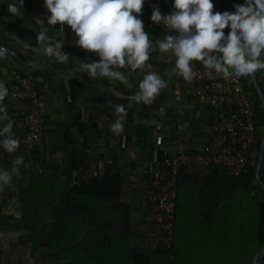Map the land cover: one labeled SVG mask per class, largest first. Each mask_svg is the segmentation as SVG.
Returning a JSON list of instances; mask_svg holds the SVG:
<instances>
[{"label":"crops","instance_id":"obj_1","mask_svg":"<svg viewBox=\"0 0 264 264\" xmlns=\"http://www.w3.org/2000/svg\"><path fill=\"white\" fill-rule=\"evenodd\" d=\"M9 3L19 6L18 0H0V40L8 50V55L0 58V82L8 90L0 107L6 108L14 121L12 134L21 133L18 104L9 101L15 86L11 70L33 79L44 118V140L41 148L24 163L30 165L27 170L44 171L41 181L44 198L51 199L56 186L60 191L59 205L48 211L42 232L48 235L51 245L58 230L59 249L64 246V249L76 250L71 255L75 264H98L100 260L91 252L93 249L104 251L105 264H131L133 255H145L153 263L161 264V247L151 236L149 206L144 198L148 188L147 171L156 158L182 150L194 151L209 142L212 113L198 106L194 95L196 82H186L172 73L175 58L164 54L165 59H161V54L155 51L151 58L164 72L162 79L167 87L151 105L135 104L128 97L138 88L105 77L91 78L80 69L83 61L98 62L99 57L75 47V34L67 25L63 26L62 33L61 25L52 26L46 35L62 38L61 51L68 54V62L58 63L54 57L42 53L36 40L39 30L36 21L41 20L47 26L50 16L43 0H23L22 17L9 14ZM138 18L153 45L157 39L175 35L152 24L143 8ZM191 63L192 67L202 65L197 61ZM256 73L264 85V70ZM114 105H124L127 111L124 130L119 135L110 130L117 118ZM6 123L0 121V128ZM17 156L16 152H6L0 143V170H10ZM24 168L21 165L19 176H14L11 185L0 192L5 214L16 218ZM27 183L29 189L30 183L35 185L33 180L28 179ZM84 183L89 185L90 192L77 191ZM248 183L249 178L236 174L233 168L183 169L178 184L175 243L185 264L205 261V255L200 262L196 261L204 247V250L226 251V231L220 225L228 211L234 215L242 212L240 192ZM100 185L105 186L106 192L98 190ZM252 186L250 191L257 194L258 189ZM23 232H0L1 264H19L21 256L22 262L38 264L37 256L29 258L28 253L23 256L19 251L18 241ZM66 233L70 234L69 240L65 239ZM86 236L90 237L89 241L85 240ZM13 241L17 244L13 245ZM58 264H62L61 258Z\"/></svg>","mask_w":264,"mask_h":264},{"label":"clouds","instance_id":"obj_2","mask_svg":"<svg viewBox=\"0 0 264 264\" xmlns=\"http://www.w3.org/2000/svg\"><path fill=\"white\" fill-rule=\"evenodd\" d=\"M43 3L50 16L47 26L41 20L36 21L39 25L36 40L42 53L54 57L58 63L66 64L69 60L68 54L61 51L62 38L46 35L49 28L57 24L61 25V33L64 25L72 30L76 37L75 47L99 57L98 62L80 64V69L91 78L100 76L127 85V75L118 69L128 68L134 72L149 60L153 44L138 18L144 0H43ZM18 4H8L10 15L23 16L20 11L23 0H18ZM234 7L235 13H213L211 0H174L171 14L162 15L158 8H153L151 21L175 33L157 39L155 45L161 59H165L164 54L175 58L172 73L191 82L195 75L192 61L201 62L205 69L225 79L249 77L264 70L261 60L264 55V0H245L244 5ZM226 27L230 29L227 36L223 31ZM7 55L8 50L0 47V58ZM166 87V81L159 74L150 72L128 99L135 104L151 105ZM175 95L179 100L180 93ZM6 96L8 90L0 82V102ZM114 108L117 118L110 130L119 135L124 130L127 111L124 105H114ZM0 121H7L0 128V137H3L0 143L6 152L14 153L19 141L12 134L14 121L4 107H0ZM21 165L30 166L24 163L23 156H17L10 170H0V192L11 185L14 176H19Z\"/></svg>","mask_w":264,"mask_h":264},{"label":"built area","instance_id":"obj_3","mask_svg":"<svg viewBox=\"0 0 264 264\" xmlns=\"http://www.w3.org/2000/svg\"><path fill=\"white\" fill-rule=\"evenodd\" d=\"M173 5L174 0H170ZM213 13H235V5H244L245 0H211ZM159 9L162 15L172 12L164 0H144L142 8L146 10L149 21L153 8ZM161 28L162 24H154ZM229 28L224 34L228 35ZM0 47H5L0 41ZM155 45L149 52V60L141 69L132 72L124 68L121 72L128 77V85L138 88L140 79L150 72L159 74L152 61ZM264 62V55L261 56ZM195 73L192 81L196 82L194 89L198 106L208 108L211 113L209 121L210 140L207 144L194 151H177L172 155H164L154 159L147 171L148 188L144 195L149 206V227L151 236L165 249L172 247L174 241L175 209L178 199L179 179L182 170L187 167H212L235 169L236 174L244 175L256 164L258 155V134L255 122L254 104L244 91L243 77L223 78L210 72L201 65L193 67ZM87 74V73H86ZM88 75V74H87ZM14 81L9 101L18 104L19 123L23 129L14 134L19 141L16 153L29 160L35 150L41 148L44 140V118L40 109V97L33 79L30 76L11 70ZM261 264V263H260Z\"/></svg>","mask_w":264,"mask_h":264},{"label":"trees","instance_id":"obj_4","mask_svg":"<svg viewBox=\"0 0 264 264\" xmlns=\"http://www.w3.org/2000/svg\"><path fill=\"white\" fill-rule=\"evenodd\" d=\"M259 71L262 70H258V72ZM256 77H257V73H256ZM242 82H243L244 91L250 96L254 104V110H255L254 123L256 124V129L259 139L263 127L262 122H264L263 109L250 77H243ZM258 83L264 95V85H262V83L259 80ZM250 92H252L253 98L250 95ZM256 103L258 104L257 108L255 105ZM257 148L259 151V140H258ZM24 161L27 162L28 160L24 159ZM211 169L223 170L225 168L212 167ZM259 175L262 182L264 183V156L262 159ZM244 176L249 178L250 183H248V185L244 188V190L240 192V198L242 199V203H243L242 204L243 210L241 213L239 214L237 213L235 215L233 211H228L227 216L225 217V219H223V222H221L220 225L226 231L225 234V238L227 239V249H225L226 251L220 252L214 250L213 248L204 250L205 249L204 247L203 251L200 250V255L196 258V261L200 262L202 260L201 257L204 255L206 260L205 261L202 260V262L199 264H250L257 250H259L264 245V190L259 187L255 179V165L253 167H250L249 172L247 174H244ZM252 185L258 189L257 194L250 191ZM178 186H179L178 189V197H179L180 185ZM104 187L105 186L100 185L97 188H99L98 190L100 192H106V189ZM90 190L91 189L89 185H87V183H84V185H81L80 187L77 188V191H82V192H90ZM178 199L176 201L174 241L172 247L169 249H165L159 243L161 247L160 253L162 254L161 264H185L184 261L182 260L181 252L179 251V249H177L178 247L176 246L175 243V235H176L175 226L177 222ZM1 209H2V205L0 204V232H5V231L23 232L24 231L23 221L17 219L13 215L2 214ZM234 231L236 234L233 233ZM24 234L25 232L22 233L21 237H23ZM206 236L207 238H211L209 234H207ZM212 240L213 238L211 239V241ZM39 246H41L42 249L50 248L48 235L43 237V239L39 237ZM49 250H51V248ZM52 251L55 250L53 249ZM0 254H1V249H0ZM131 264H155V263H153L150 257L148 256L133 255L131 258Z\"/></svg>","mask_w":264,"mask_h":264},{"label":"rangeland","instance_id":"obj_5","mask_svg":"<svg viewBox=\"0 0 264 264\" xmlns=\"http://www.w3.org/2000/svg\"><path fill=\"white\" fill-rule=\"evenodd\" d=\"M250 95L253 98L252 92H250ZM255 103V101H254ZM256 108L258 107V104L256 103ZM25 171V176L24 178L20 179V185H19V190H18V196L19 200L17 201V213L19 214V217L17 219L22 220L24 224V236H20V242L18 241L19 245V251L20 253L25 256L27 253V257H35L37 256V262L38 264H58L59 259L61 258L62 264H75V260L71 255L76 254V250L71 249L69 250V247L67 249H64V246L61 249H59L60 243V235L58 233V230L54 233L55 235L53 236V239H51V245L50 248L53 247L55 251H50V248H41L39 246V237L43 239L45 237V234L42 232V226L44 225V221L48 220V211L49 210H54L56 207L59 205V196L60 194L58 186L53 188L52 192V198L51 199H46L43 197V190L44 186L42 185V176H43V170L36 168L34 170H27L24 168ZM260 172V171H259ZM28 179L31 181L33 180V185L32 183L31 186L32 188H28ZM259 185V184H258ZM260 187V185H259ZM261 188V187H260ZM30 190V192H28ZM89 206L85 207L86 209ZM5 208L1 209V213L5 214ZM58 222V220H56ZM54 224L55 222H51ZM67 234V233H66ZM73 235V234H71ZM62 236V235H61ZM64 238V237H63ZM67 240L70 239V234L66 235ZM86 241L90 240L89 236L85 237ZM64 241V240H63ZM62 241V243H63ZM13 246L17 244L16 241H13ZM63 245V244H62ZM61 245V246H62ZM67 246H70V243H67ZM2 247L0 246V249ZM93 249L91 252L93 254H97L98 259L100 262L98 264H105V257H104V251L102 252L101 249ZM2 253V250H1ZM19 253V256L21 254ZM91 253V254H92ZM65 255V258H64ZM4 257V256H3ZM22 256L20 257L19 264H29L24 260L25 262H22L21 260ZM17 261V260H15ZM66 261V263H65ZM0 263H2V260L0 258ZM251 264V263H250Z\"/></svg>","mask_w":264,"mask_h":264},{"label":"water","instance_id":"obj_6","mask_svg":"<svg viewBox=\"0 0 264 264\" xmlns=\"http://www.w3.org/2000/svg\"><path fill=\"white\" fill-rule=\"evenodd\" d=\"M166 6L170 9V11L173 13L174 12V8L170 2V0H164ZM253 86L256 90L257 96L259 97L262 109H263V113H264V95L261 91L260 85L258 83L257 77L255 74L249 76ZM263 123V127H262V132H261V137H260V141H259V152H258V156L256 159V164H255V179L257 181V183L260 185V187L264 190V183L262 182L260 175H259V171H260V167L262 164V159L264 156V122ZM264 259V245L257 250L256 254L254 255L251 264H260L261 261Z\"/></svg>","mask_w":264,"mask_h":264}]
</instances>
